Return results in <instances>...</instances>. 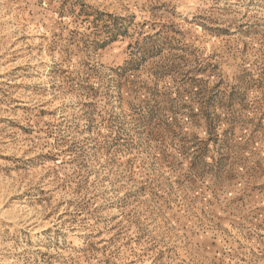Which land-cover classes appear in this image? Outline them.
<instances>
[{
    "label": "rangeland",
    "instance_id": "rangeland-1",
    "mask_svg": "<svg viewBox=\"0 0 264 264\" xmlns=\"http://www.w3.org/2000/svg\"><path fill=\"white\" fill-rule=\"evenodd\" d=\"M0 264H264V0H0Z\"/></svg>",
    "mask_w": 264,
    "mask_h": 264
}]
</instances>
